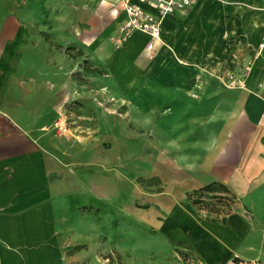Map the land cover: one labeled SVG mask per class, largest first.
Segmentation results:
<instances>
[{"label": "crops", "instance_id": "1", "mask_svg": "<svg viewBox=\"0 0 264 264\" xmlns=\"http://www.w3.org/2000/svg\"><path fill=\"white\" fill-rule=\"evenodd\" d=\"M194 1L165 19L151 55L148 35L136 32L125 40L120 33L127 20L121 0H0V264L98 263L69 218L82 205L106 204L112 182L90 164L81 166L95 153L49 133L67 101L80 97L79 90L65 94L74 89L79 63L65 59L49 39L61 47L72 40L74 50L102 56L109 79L110 65L120 66L126 78L118 86L134 89L138 102L164 105L160 119L169 120L170 136L183 139L174 140V153L192 149L194 119L207 121L201 127L207 133L209 120L237 122L224 138L212 136L202 145L200 166L207 171L196 179H169L167 195L155 198L170 214L159 231L168 241L180 238L179 247L200 264L264 262V110L257 108L264 107V0ZM249 61L246 88H228L227 77L240 76ZM176 158L166 161L171 170L192 165L186 156ZM160 162L154 159L155 166ZM212 183L227 186L236 209L204 213L187 200ZM182 198L192 205L190 217L176 205ZM193 208L202 214L193 215Z\"/></svg>", "mask_w": 264, "mask_h": 264}, {"label": "rangeland", "instance_id": "2", "mask_svg": "<svg viewBox=\"0 0 264 264\" xmlns=\"http://www.w3.org/2000/svg\"><path fill=\"white\" fill-rule=\"evenodd\" d=\"M38 14L41 15L40 11ZM49 41L52 47L60 49L65 59L73 58L75 63H79V69L75 68L72 74L74 89L67 88L65 94L76 96L79 90L80 97L76 96L78 98L74 101L68 100L62 117L56 121L59 126L56 123L51 131H45L62 135L67 141L74 140L76 143L72 146L75 149L95 153V158L88 159L90 163H81V166L90 164L96 168L97 175L100 171L105 172L112 182L111 189L107 188L106 194L111 198L106 204L82 205L75 210L76 216L69 218L70 223L81 228V232H75L74 235L80 236L82 248L90 254L96 251L99 257L97 264H200L197 258L179 247L180 238L172 242L160 234L159 230L167 225L170 214L160 210L155 198L167 195L169 179L179 182L189 177V174L192 179H196L203 170L207 171L206 167L200 166L205 155L201 150L202 145H206L212 136L224 138L236 127L237 122L234 119L209 120L207 133L208 129H201L207 121L194 119L191 125L194 132L190 138L192 149L187 153H174V140L182 142L183 139L179 135L170 136L169 120L160 119L164 105L158 108L159 105L152 102H138L134 89L128 93L118 86L126 78L122 77L120 66L110 65L114 72L113 78L109 79L102 56H92L82 49L74 50L72 40L64 47L53 43L51 39ZM116 44L120 45V42ZM257 108L264 110L262 103L257 104ZM196 109L200 111V107ZM156 127L162 130L156 133ZM241 128L242 131L243 125ZM180 155L192 159L188 162L192 167L178 166L171 170L166 161L171 157L179 158ZM154 159L161 161V167L154 165ZM82 178V185H88L86 177ZM99 194L98 190V198ZM176 205L180 213L185 212L189 216L187 211L192 205L186 198ZM193 209V215L203 212ZM166 246L169 252L165 253L163 249ZM108 247H112L111 250L106 249ZM158 247H161V256L157 252ZM121 248L127 257L122 256ZM234 264H239V261Z\"/></svg>", "mask_w": 264, "mask_h": 264}, {"label": "built area", "instance_id": "3", "mask_svg": "<svg viewBox=\"0 0 264 264\" xmlns=\"http://www.w3.org/2000/svg\"><path fill=\"white\" fill-rule=\"evenodd\" d=\"M126 21L120 28L123 37L136 32H142L150 38L147 51L153 55L157 49L164 21L167 17L185 12L195 3L194 0H121ZM148 7L150 10L146 9ZM253 62L243 66L240 76L229 75L226 86L230 89L246 88L248 75L251 73Z\"/></svg>", "mask_w": 264, "mask_h": 264}, {"label": "trees", "instance_id": "4", "mask_svg": "<svg viewBox=\"0 0 264 264\" xmlns=\"http://www.w3.org/2000/svg\"><path fill=\"white\" fill-rule=\"evenodd\" d=\"M187 200L198 210L221 215L233 211L236 207V198L226 185L212 183L199 190L187 194Z\"/></svg>", "mask_w": 264, "mask_h": 264}]
</instances>
